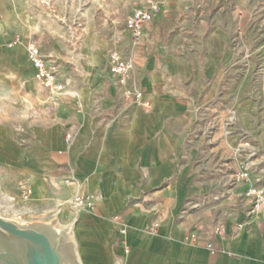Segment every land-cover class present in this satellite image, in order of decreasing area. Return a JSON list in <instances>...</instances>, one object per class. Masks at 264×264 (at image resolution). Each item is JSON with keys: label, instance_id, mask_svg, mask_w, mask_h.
I'll return each instance as SVG.
<instances>
[{"label": "crops", "instance_id": "obj_1", "mask_svg": "<svg viewBox=\"0 0 264 264\" xmlns=\"http://www.w3.org/2000/svg\"><path fill=\"white\" fill-rule=\"evenodd\" d=\"M155 1L159 15L145 26L139 48H131L127 31L121 39L115 34L114 20L108 32L88 22L71 45L53 40L46 53L39 46L60 64L72 97L56 105L39 97L34 70L27 71L30 94L38 99L35 119L8 135L0 128V165L30 189L10 220L66 230L62 245L69 264H264V212L250 217L244 195L240 209L219 223L222 234H213L216 225L191 208L228 181L229 129L223 121L231 108L240 129L264 143V107L245 94H229L244 87L230 75L253 40L245 21L264 24V2ZM117 46L136 63L121 87L108 71V55ZM131 89L140 90L146 107L125 100ZM209 123L217 128L210 130ZM235 193L219 210L239 201ZM74 194L91 196L94 209H75ZM152 223L154 233L146 230ZM191 236L194 242H186Z\"/></svg>", "mask_w": 264, "mask_h": 264}, {"label": "rangeland", "instance_id": "obj_2", "mask_svg": "<svg viewBox=\"0 0 264 264\" xmlns=\"http://www.w3.org/2000/svg\"><path fill=\"white\" fill-rule=\"evenodd\" d=\"M125 1L128 2L126 7H118L116 0H0V128L4 125L7 130L3 131L7 135L8 129L15 132L23 123L35 119L38 107V99L31 96L28 86L30 78L27 71L31 66L26 59V46L30 42L36 43L42 52L46 53L53 40L59 39L67 45H71L72 41L76 42V38L83 34L88 22H91L96 31L108 32L113 26L112 20L115 21V34L121 39L123 31H126L124 17L139 2ZM249 1L251 0H245V4L247 5ZM247 9V6H244L240 10ZM229 10L232 12L235 7H230ZM158 15L159 13L148 24H151ZM241 21L244 22V19ZM86 31L89 33V29ZM162 31L167 32V29ZM244 32L253 40L246 43L249 47L248 54L243 55L237 71L230 75L233 81L243 83L244 87L230 88L229 94L232 97L245 94L256 99L262 111L264 24L245 21ZM16 40L20 41L19 44L12 45ZM115 42L117 45L118 39ZM130 46L132 48L131 44ZM116 52L123 60L131 59L124 58L118 46ZM39 89H41L39 97H48L40 85ZM223 126L229 129V132H226L229 138L228 181L216 186L191 204V208L201 214L199 219L210 225H218L223 219L230 218V215L236 213L240 209L241 195H244L248 187L264 184L263 141L259 145L254 136L240 129L235 109L229 110ZM208 128L214 131L217 125L209 123ZM3 131H0L1 134ZM234 191H236L234 198H239V201L227 205L224 211L219 210L220 204L231 193L234 194ZM24 200L23 187L17 173L0 165V217L10 220L18 215L20 202Z\"/></svg>", "mask_w": 264, "mask_h": 264}, {"label": "built area", "instance_id": "obj_3", "mask_svg": "<svg viewBox=\"0 0 264 264\" xmlns=\"http://www.w3.org/2000/svg\"><path fill=\"white\" fill-rule=\"evenodd\" d=\"M159 13V6L155 0H139L138 5L125 17L124 26L129 33L130 42L133 48H139L144 35V28L151 19ZM18 41V40H16ZM15 42V41H13ZM26 59L32 65L34 70V79L48 94V98L53 105H56L61 99L72 95L66 92L67 81L62 77L61 66L58 62L53 61L41 53L39 46L30 42L26 46ZM136 63L135 60H123L117 54L116 50L110 51L108 55V71L116 79L118 86H124L129 79ZM141 92L139 89H131L124 94L126 101L139 104L146 107L148 104L140 100ZM74 96V95H73ZM72 136L70 133L65 134V141L70 142ZM24 198L30 194V189L23 188ZM244 197L249 202L248 215L256 217L264 212V184L261 186H250L244 193ZM71 205L77 210L92 211L94 201L91 196H79L74 194L70 199ZM121 225L119 232L121 235L126 233L122 220L115 218ZM19 220V217H16ZM157 223H152L146 230L150 233L156 232ZM222 224L213 228V234H222ZM186 242L193 243L194 237L185 238ZM206 249L211 255L217 251L212 244H206Z\"/></svg>", "mask_w": 264, "mask_h": 264}, {"label": "water", "instance_id": "obj_4", "mask_svg": "<svg viewBox=\"0 0 264 264\" xmlns=\"http://www.w3.org/2000/svg\"><path fill=\"white\" fill-rule=\"evenodd\" d=\"M49 225L59 233L66 231L57 230L53 224ZM31 226L0 217V241L6 242L8 236L24 241V247L18 246L16 252L14 250L5 252L0 255V260L4 264H69L66 258L60 257L58 249L53 248L47 235L33 230ZM66 235L67 232L61 237V248Z\"/></svg>", "mask_w": 264, "mask_h": 264}, {"label": "bare ground", "instance_id": "obj_5", "mask_svg": "<svg viewBox=\"0 0 264 264\" xmlns=\"http://www.w3.org/2000/svg\"><path fill=\"white\" fill-rule=\"evenodd\" d=\"M19 42L20 41H15L12 43V45L16 46L17 44H19ZM25 51H26V48H25ZM31 67H32V65H31ZM30 228H32L33 230H35L37 232H41V233H44L45 235H47V237L50 239V242H51L53 248L55 250L58 249V253H59L60 257L62 259L67 258L65 247H62V248L60 247L61 237L63 234H66L67 231L59 233L58 231L54 230L49 224L45 225V224H40V223L34 224ZM7 239L8 240L6 242L0 241V255H3L5 252L10 251V250L11 251L14 250L16 252V250L18 249L17 248L18 246L24 247L23 246L24 241H22V240L13 239L11 236H8ZM68 258H70V257H68ZM0 264H4V263L0 260Z\"/></svg>", "mask_w": 264, "mask_h": 264}]
</instances>
